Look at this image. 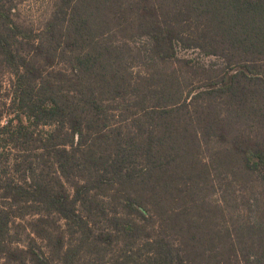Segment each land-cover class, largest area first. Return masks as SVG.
<instances>
[{
    "label": "trees",
    "instance_id": "trees-1",
    "mask_svg": "<svg viewBox=\"0 0 264 264\" xmlns=\"http://www.w3.org/2000/svg\"><path fill=\"white\" fill-rule=\"evenodd\" d=\"M14 9L0 264H264V0Z\"/></svg>",
    "mask_w": 264,
    "mask_h": 264
},
{
    "label": "rangeland",
    "instance_id": "rangeland-1",
    "mask_svg": "<svg viewBox=\"0 0 264 264\" xmlns=\"http://www.w3.org/2000/svg\"><path fill=\"white\" fill-rule=\"evenodd\" d=\"M52 1V0H51ZM50 0H13L15 20L24 26H31L38 29L46 20L50 10ZM60 68V66H57ZM56 68V67H55ZM9 73L2 71L0 74V109L5 102L4 95L7 92V81ZM62 225V222H59ZM55 264H59L55 261Z\"/></svg>",
    "mask_w": 264,
    "mask_h": 264
}]
</instances>
